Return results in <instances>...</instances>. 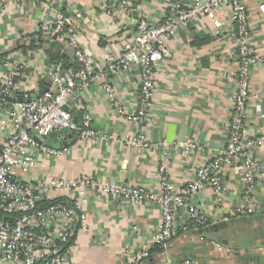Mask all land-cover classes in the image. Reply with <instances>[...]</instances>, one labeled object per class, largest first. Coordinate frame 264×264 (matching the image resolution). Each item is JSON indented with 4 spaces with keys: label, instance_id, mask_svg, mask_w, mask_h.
Wrapping results in <instances>:
<instances>
[{
    "label": "crops",
    "instance_id": "1",
    "mask_svg": "<svg viewBox=\"0 0 264 264\" xmlns=\"http://www.w3.org/2000/svg\"><path fill=\"white\" fill-rule=\"evenodd\" d=\"M62 1L82 12L81 42L98 64L105 61L108 53L122 49L141 19L160 22L170 0H132L133 16L122 32L105 13L101 0ZM262 1L249 0L248 12L251 48L264 55V14L259 11ZM26 2L25 7L14 0L0 3V58L9 55L27 61L26 83L31 93L36 94L48 87L45 70L49 63L58 61L70 72L76 62L66 45L62 52L48 43L39 47L24 43V35L35 33L37 27L50 23L54 17L48 0ZM65 12L72 14L68 9ZM219 17L228 25V11ZM201 22L198 29L180 26L174 30L172 57L159 66L151 119L142 125L151 143L159 145L164 140L166 146L142 149L129 143L141 130L136 122L126 118L136 110L140 82L136 71L121 73L113 78V85L124 115L117 114L97 85L89 89L86 98L93 126L105 138L96 144L72 138L66 153L54 157L42 155L31 173L21 175L23 180L84 177L113 186H143L159 193V167L165 161L177 188L191 183L198 167L226 144L237 87V66L232 58L237 49L235 36L226 26L218 36V28L211 20ZM8 72V67L0 65V80L6 79ZM252 85L261 99L248 109L245 129L248 137L264 132V63L253 68ZM7 131V119L0 115V146L7 140ZM183 141H192L197 148L190 153L174 148V143ZM51 144L57 147L62 142L54 139ZM254 155L264 162V147ZM224 176L220 196L207 187L193 197V203L207 215L210 224L180 233L165 246L154 247L162 216L158 205H131L106 195L99 187L90 190L83 203L88 227L70 242L67 263L123 264L125 255L150 248L151 255L143 264H264V181L257 182L252 190L254 207L249 215L229 220V227L214 233L206 230L225 221L219 218L220 213L244 203L243 171L229 166ZM68 194L62 191L56 198L64 199ZM186 213L187 209L181 211V221L186 219ZM217 244L233 252L220 250Z\"/></svg>",
    "mask_w": 264,
    "mask_h": 264
},
{
    "label": "built area",
    "instance_id": "2",
    "mask_svg": "<svg viewBox=\"0 0 264 264\" xmlns=\"http://www.w3.org/2000/svg\"><path fill=\"white\" fill-rule=\"evenodd\" d=\"M10 1L0 0V3ZM14 1L22 7L27 5V0ZM101 1L117 30L124 31L126 21L133 16L132 0ZM248 1L170 0L160 22L141 19L122 49L118 53H108L105 61L96 64L81 42L79 22L83 19L82 12L62 0H48L53 19L37 27L35 33L24 35L22 40L28 46L33 40H43L55 44L62 52L66 45L73 52L76 67L67 72L61 63H49L45 70L47 90L32 94L26 83L28 62L9 55L0 58V65L9 68L6 79L0 80V115L6 117L8 126L7 140L0 146V264H68L70 242L88 227L84 197L96 187L131 205L154 203L161 208L154 247L165 246L180 233L210 224L207 215L193 203V197L207 187L220 196L224 171L229 166L243 171L244 203L220 213L219 218L229 221L253 211L252 190L257 182L264 181V162L257 159L254 152L264 147V132L248 137L245 129L249 107L261 99L253 89L252 70L264 63V55L251 48ZM66 9L72 14L65 12ZM226 11L228 25L219 17ZM259 11L264 14V0ZM203 19L214 23L218 36L222 35L225 26L235 36L237 49L232 58L237 66V87L226 144L211 160L198 167L191 183L177 188L165 161L159 167V193L143 186H113L84 177L23 180L21 175L31 173L42 155L54 157L66 153L68 147L63 143L72 139L73 131L79 130L78 139L91 144L105 138L93 126L86 98L89 89L97 85L106 93L117 114L124 115V107L113 85V78L121 73L136 71L140 82L136 110L126 118L136 122L141 130L129 143L142 149L166 146L164 140L159 145L151 143L142 130V125L151 119L158 69L172 57L174 30L180 26L198 29ZM54 132L58 133L56 141L60 139L61 146L54 147L53 141L48 142ZM173 146L185 153L197 148L192 141L174 143ZM62 191L69 192L68 198H56ZM183 209H187V216L181 221ZM217 246L220 250L233 252ZM150 255V248L139 249L125 255L123 264H143Z\"/></svg>",
    "mask_w": 264,
    "mask_h": 264
},
{
    "label": "water",
    "instance_id": "3",
    "mask_svg": "<svg viewBox=\"0 0 264 264\" xmlns=\"http://www.w3.org/2000/svg\"><path fill=\"white\" fill-rule=\"evenodd\" d=\"M44 91L45 90H47V88L46 89H43ZM42 90V91H43ZM19 101H22V99H19ZM76 122H77V120H75ZM78 133H79V130H77V131H73V134H72V138H73V140L74 141H76L77 140V137H78ZM58 136V133L57 132H54V133H52L50 136H49V140H48V142H52V141H54V139L56 140V137ZM63 146L64 147H68L69 146V142H64L63 143ZM230 221H221V222H219V223H216V224H213V225H211L208 229H206L207 231H209V232H216V231H218L219 229H223V228H225V227H229L230 226ZM199 232H203L202 230L201 231H199ZM215 237H216V235L215 234H213V236H212V238L215 240Z\"/></svg>",
    "mask_w": 264,
    "mask_h": 264
},
{
    "label": "trees",
    "instance_id": "4",
    "mask_svg": "<svg viewBox=\"0 0 264 264\" xmlns=\"http://www.w3.org/2000/svg\"><path fill=\"white\" fill-rule=\"evenodd\" d=\"M44 42H45V41H43V40L36 39V40L31 41L30 46H35V45H37V47H39V46L44 45V44H45ZM49 44H50V43H49ZM50 46H51L52 48H53V47H56L55 44H50ZM61 58H64V56H61ZM57 62H58V61H57ZM67 247H68V245H67Z\"/></svg>",
    "mask_w": 264,
    "mask_h": 264
}]
</instances>
